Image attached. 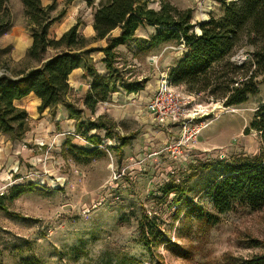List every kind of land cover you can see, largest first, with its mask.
<instances>
[{
  "label": "rangeland",
  "instance_id": "1",
  "mask_svg": "<svg viewBox=\"0 0 264 264\" xmlns=\"http://www.w3.org/2000/svg\"><path fill=\"white\" fill-rule=\"evenodd\" d=\"M171 1L179 2V9L192 10L194 32L209 15L216 19L222 15L219 0H209L210 6H206L207 0ZM18 3L8 0L10 27L0 37V67L8 64L13 20L20 21ZM204 7L211 11L204 13ZM88 20V10L76 17L83 25ZM20 23L26 27L25 20ZM152 48L142 44L137 51L142 58L139 67L116 60V92L119 83L143 86L137 93L146 100L144 87L149 94L150 85L154 88L156 81L151 70L169 74L184 54L182 46L167 43L156 46L155 54L147 59ZM246 51L240 50L235 59L245 60ZM103 68L101 65L96 70L92 83L104 79ZM257 82V95L232 107H224L207 92L190 94L181 87L187 109L207 115L193 122L195 127L203 123L204 128L182 148L181 155L164 150L166 143L178 141V124L149 131L148 114H139L145 102L135 99L120 103L114 94L98 103L94 112L73 115L66 110V116L58 121L54 113L48 141H35L36 125L30 118L28 131L20 140L11 141L3 134L0 196L13 186L28 189L31 185L33 192L4 203L8 211L0 212V264H242L264 256V207L236 206L217 215L204 195L240 157L260 153V135L256 129H248L264 106V76ZM66 104L81 111L79 97L72 92L69 101L59 105L65 108ZM99 118L113 122L119 133L111 129L108 135L101 129L87 131L96 135L100 144L90 155H83L80 151L90 150L67 135L63 124L72 119L75 134L85 139L88 124ZM118 135L132 136L121 153L115 151L120 145ZM155 152L157 155L152 156ZM167 185L181 190L180 194L165 197ZM193 207L218 216V222L205 225L192 217ZM140 221L144 222V232L153 236L148 246L140 234Z\"/></svg>",
  "mask_w": 264,
  "mask_h": 264
},
{
  "label": "trees",
  "instance_id": "2",
  "mask_svg": "<svg viewBox=\"0 0 264 264\" xmlns=\"http://www.w3.org/2000/svg\"><path fill=\"white\" fill-rule=\"evenodd\" d=\"M72 1L65 0L64 6ZM20 2L25 25L32 38L27 59L42 62L48 50L55 53L39 67L18 75L9 71L7 62L1 65L0 133L9 135L11 141L23 138L30 121L26 111L15 107L14 101L32 93L40 101L38 112L48 109L50 116H54L57 106L65 103L70 95L69 75L76 69H83L89 76H95L97 71L89 56L101 52L108 75L100 82L91 83L89 93L82 101L86 110L94 112L98 103L105 102L108 96L116 92L119 82L118 71L114 67L116 48L131 42L135 31L144 24L155 28V34L149 39L151 47L167 43L183 47L182 58L169 73V83L174 87H184L190 94L207 92L209 97L222 101L224 107L239 106L249 96L257 95V79L264 76V0H219L221 17L216 19L209 15L207 21L199 22V35L193 30L192 10L179 9L168 0H159L157 10L148 8L147 0H101L93 11L95 37L92 39H86L78 32V21L58 39L50 38L48 28L60 19L64 10L52 16L55 2L46 7L41 5L40 0ZM86 4L90 6L91 2L86 0ZM9 27L8 0H0V37ZM115 30H119V33L113 37L111 34ZM97 41H104L105 47H88ZM243 49H247L244 52L245 60L238 62L235 56ZM119 87L126 93L142 89V86L123 83H119ZM65 108L73 115L82 112H76L70 104H66ZM255 117L258 120H253L248 129L258 131L260 153L253 157H240L204 191L217 215L230 212L236 206L251 209L264 207V106ZM114 127V123L99 118L95 123L88 124L85 134L92 129H101L108 135ZM78 128L80 130V126ZM131 139L132 136L118 137L120 145L115 151L121 153ZM85 140L93 146L100 144V139L94 134H87ZM89 150L80 153L90 155L94 151ZM28 187L13 186L6 195H1L0 212L8 211L5 202L10 203L24 193L33 192L32 186ZM180 192L169 185L163 189L165 197L171 194L177 197ZM191 215L207 226L218 222V216L203 214L195 207ZM139 229L148 246L153 236L144 232L142 221L139 222ZM242 264H264V256H255Z\"/></svg>",
  "mask_w": 264,
  "mask_h": 264
},
{
  "label": "crops",
  "instance_id": "3",
  "mask_svg": "<svg viewBox=\"0 0 264 264\" xmlns=\"http://www.w3.org/2000/svg\"><path fill=\"white\" fill-rule=\"evenodd\" d=\"M91 2L90 6H87L86 0H74L72 1L68 6H64L65 0H40V3L43 7L51 5L53 2H55V9L53 10L54 13H56L57 10L61 12L64 10V14L61 16V18L53 23L49 28H48V36L50 38H55L58 39L64 32H66L68 29H70L73 25L76 24V17L79 15V13L83 10H88L89 11V20L86 22L85 25L81 24L79 25L78 32L86 39H92L95 37V33L93 32L92 29V19H93V11L95 8L98 7L100 0H87ZM147 6L148 8H151L153 10H157L159 7V0H147ZM173 5L177 7V3L175 1H171ZM205 9H202L203 12H207L208 8L204 7ZM186 9V8H182ZM18 16L20 21H24L23 17V7L21 5V2L19 0L18 7ZM52 12V15H53ZM16 23L15 20H13L14 25L13 28L10 31V37H9V44L11 47V52L9 54L8 58V69L11 73L14 75H18L20 73H26L31 69L37 68L43 63L45 60L49 59L54 55L53 50H48L46 52L45 58L42 62H37L34 60H29L26 57L27 50L30 48L32 45V38L29 34V31L27 27H24L21 25V23ZM9 30V29H8ZM8 32V31H7ZM6 32V33H7ZM5 33V34H6ZM119 33V30H115L112 32L111 36L116 37ZM4 34V35H5ZM155 34V28L150 27L147 25H143L139 27L135 31V35L132 39L131 42L118 46L116 48V53H117V59H122L124 63H132L133 65H136L137 67L140 66L139 62L141 61V57L139 58L137 55V51H140L142 44L144 47V44L147 48H151L149 44V39ZM3 36V35H2ZM1 36V37H2ZM148 41V42H147ZM160 46V45H159ZM180 46V45H179ZM89 48H103L105 47V42L104 41H97V42H92L88 46ZM156 47L149 49L151 51L150 55H147V59L151 58L154 52H156ZM89 58L92 60L94 68L97 70L101 65H103L102 61L104 59V56L101 52H95L90 54ZM104 66V65H103ZM138 69V68H137ZM103 71H106L105 68H103ZM152 79L156 80L154 84V88L150 85V93L147 94V90L144 87L145 93H142L144 96H148L146 100H143L137 92L141 91H136L132 93H126L125 90H123L121 87H119V92L112 93L114 94V99L117 100L118 102L122 103L124 100L130 101V100H141L142 104L144 102H147L152 93L155 90L156 84H157V79L159 77V73L155 71V68L152 70ZM108 75L107 72L102 74L101 76L105 78ZM93 77L89 76L86 71L83 69H76L74 70L68 77V83L71 88V92L79 97V110L83 112V114L87 111L83 105L82 101L85 98V96L89 93V84L93 82ZM143 87V86H142ZM111 94V95H112ZM69 101V96L66 98ZM14 106L20 109H23L27 112V115L29 118L34 122L36 125V128L33 132L35 141H48V139L51 137V121L52 117L50 116L49 110L45 109L42 112H38V107L40 106V101L33 95L32 93L27 95L26 97L16 100L13 102ZM143 107L140 108L139 114H142ZM56 115L58 118L55 120L58 121L59 119H62L66 116V109L63 106L58 105L56 110H55ZM148 121L151 124L149 126V131L150 129L159 128L163 127L169 123H166L165 125L159 126L156 125L153 121V119L148 115ZM113 123V122H112ZM64 130L66 131L67 129L70 128H75L74 121L72 119H66L65 123L63 124ZM114 131L116 134L119 133V129H117L116 125L114 124ZM162 129V128H159ZM75 130V129H74ZM3 134L0 133V140L3 138ZM119 137V135L117 136Z\"/></svg>",
  "mask_w": 264,
  "mask_h": 264
},
{
  "label": "built area",
  "instance_id": "4",
  "mask_svg": "<svg viewBox=\"0 0 264 264\" xmlns=\"http://www.w3.org/2000/svg\"><path fill=\"white\" fill-rule=\"evenodd\" d=\"M210 1L207 0L206 6H210ZM211 8L208 7V12ZM188 103L185 101L182 88L174 87L169 83V74H159V80L156 84L155 90L145 102L143 111L148 114L158 126L165 125L166 123L178 124L180 127L179 139L177 142H168L164 146L166 153L176 156L181 155V150L194 140L200 131L204 128L203 123L193 126V122L204 119L206 114H201L197 110L190 112L187 109ZM202 119V120H203ZM104 132V131H103ZM67 135L74 137L75 141L80 142L83 148L96 149L98 146H93L85 139L80 138L75 134L73 128L67 129ZM88 136H91V134ZM153 153L152 156H156Z\"/></svg>",
  "mask_w": 264,
  "mask_h": 264
},
{
  "label": "water",
  "instance_id": "5",
  "mask_svg": "<svg viewBox=\"0 0 264 264\" xmlns=\"http://www.w3.org/2000/svg\"><path fill=\"white\" fill-rule=\"evenodd\" d=\"M197 33H198V35L200 34L199 31Z\"/></svg>",
  "mask_w": 264,
  "mask_h": 264
}]
</instances>
